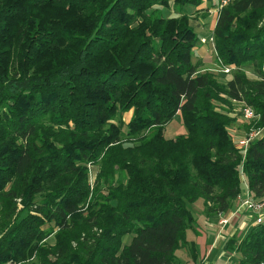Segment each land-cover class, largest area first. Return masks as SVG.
Returning a JSON list of instances; mask_svg holds the SVG:
<instances>
[{"label": "trees", "instance_id": "trees-1", "mask_svg": "<svg viewBox=\"0 0 264 264\" xmlns=\"http://www.w3.org/2000/svg\"><path fill=\"white\" fill-rule=\"evenodd\" d=\"M205 2L0 0V264H177L188 203L225 214L241 180L264 198V0L217 7L215 70L190 22ZM232 102L260 132L244 148ZM235 234L231 264H264V218Z\"/></svg>", "mask_w": 264, "mask_h": 264}, {"label": "rangeland", "instance_id": "rangeland-1", "mask_svg": "<svg viewBox=\"0 0 264 264\" xmlns=\"http://www.w3.org/2000/svg\"><path fill=\"white\" fill-rule=\"evenodd\" d=\"M205 1L207 0H202V4H200L197 8L204 7L206 3ZM210 10L211 13H209L210 18L208 20V23L206 25H203L201 24V21H204V19L198 17L197 15H199V13H196V11H193L190 8V11H192V14L190 15L191 24L198 26L196 28V32L200 36L206 38L210 35L215 19V16H213V9ZM197 49L198 50H196L195 52L196 55L200 58L205 59L207 56L208 58L210 57L209 60L204 63L203 67L212 70L217 69L215 63L211 61L212 52L210 51L209 46L205 45L204 47H202V45H199ZM221 81H223V78H221ZM129 115L130 112H125L123 114L124 121L127 120ZM228 116L233 119L232 123L230 124V130L235 135V138H246L249 134L253 133L252 131L255 130L250 125L251 119H245L243 117V106L241 103L232 102L231 109L228 111ZM184 132L185 128L183 126L179 113H176L172 117V119H170L164 126V134L166 137H173L174 135L183 134ZM239 193L240 194L238 196L241 200L247 197L246 184L244 180H241ZM259 200L262 201V199ZM187 206L191 210L193 216L196 218L197 232H194L193 230L186 231L187 240L189 242L192 241L195 244V255L194 257H192V253H189L184 249H177L175 251L177 259L179 260L177 264H201L202 258L204 259L202 260V262L205 264H231L236 256L233 257L235 255L233 251H229V249H223V236L227 235V233H229L231 230H234V232L236 233L235 240L239 241V239L245 234L246 228L255 222L257 216L261 215V217L264 218V210L258 212H245L244 215H239L242 216V218L246 216L248 220H250L249 225H247L245 228H242L238 224L235 226H231L230 224H228L226 227L224 225L222 227L216 224L215 218L206 217L202 213L203 207L201 199H196L195 201L188 203ZM206 220L210 222L211 225H213V229L209 227ZM215 237L217 238V241L214 245L211 246L212 249L208 252L207 257H204L206 247V245H204V242L208 241V243H210V241H213ZM127 240L128 239L126 238V241Z\"/></svg>", "mask_w": 264, "mask_h": 264}, {"label": "built area", "instance_id": "built-area-1", "mask_svg": "<svg viewBox=\"0 0 264 264\" xmlns=\"http://www.w3.org/2000/svg\"><path fill=\"white\" fill-rule=\"evenodd\" d=\"M214 2H215V8L213 9V15L215 14L217 7H220L221 5L225 4L227 2V0H214ZM199 40H200L201 45H208L209 44L211 51H213L212 37L209 36L207 39H205L204 37H201ZM219 71L227 73L229 71V68H226V67L220 68ZM243 117L245 119H251L254 117V114L250 108L243 107ZM252 132L253 133L249 134L248 137L243 138V139H239L238 145L242 146L244 148L250 139L257 137L260 134V132L258 130H254ZM263 208H264V198H262V201H260V200L254 201V200H251V198H249L247 196L246 198L239 201V204H238L237 208L235 209V211L233 212V214L239 213L240 211L258 212V211H261ZM228 217H223V216L219 217L218 225L219 226L225 225V223L228 220ZM261 219H262V217H261V215H259L256 217L255 222H260Z\"/></svg>", "mask_w": 264, "mask_h": 264}, {"label": "crops", "instance_id": "crops-1", "mask_svg": "<svg viewBox=\"0 0 264 264\" xmlns=\"http://www.w3.org/2000/svg\"><path fill=\"white\" fill-rule=\"evenodd\" d=\"M205 45H202V47H204ZM207 46V45H206ZM201 48V47H200ZM202 49V48H201ZM196 50H198V49H196ZM239 201H240V198H238L237 200H235L234 201V204L237 206L238 205V203H239ZM234 208H236L235 206L231 209V210H229L227 213H225V214H220V215H218V216H216V217H213V218H215V222H216V224H218V219H219V217H221V216H229V215H231L230 216V218H229V224L231 225V226H235V225H240L242 228H245L248 224H249V222H250V220H248V218L246 217V216H244L243 218H242V216H239V215H244L245 214V212H243V213H241V212H239V213H234V215H232V213H233V211L235 210ZM240 219H242V220H240ZM240 221H242V222H240ZM206 222H207V224L209 225V227L211 228V229H213V225H211L210 224V222H208L207 220H206ZM211 225V226H210ZM224 236H223V239H222V241L224 240ZM212 241V240H211ZM210 241V243H208V241H206V242H204V245H206V247H205V253H204V257L206 256L207 257V255H208V252L212 249V245H214L215 244V242L217 241V238L215 237L214 238V240L211 242ZM206 243V244H205ZM202 260H204L203 258H202ZM202 260H201V264H205V263H203L202 262Z\"/></svg>", "mask_w": 264, "mask_h": 264}]
</instances>
